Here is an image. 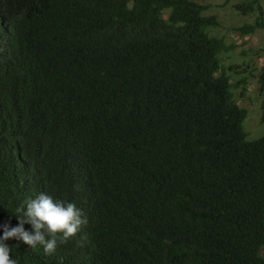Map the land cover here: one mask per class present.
Returning <instances> with one entry per match:
<instances>
[{"label": "trees", "instance_id": "trees-1", "mask_svg": "<svg viewBox=\"0 0 264 264\" xmlns=\"http://www.w3.org/2000/svg\"><path fill=\"white\" fill-rule=\"evenodd\" d=\"M261 1L234 5L255 15L235 31L264 27ZM206 10L0 0V236L40 193L87 219L52 254L6 240L16 264H264V136Z\"/></svg>", "mask_w": 264, "mask_h": 264}, {"label": "rangeland", "instance_id": "rangeland-1", "mask_svg": "<svg viewBox=\"0 0 264 264\" xmlns=\"http://www.w3.org/2000/svg\"><path fill=\"white\" fill-rule=\"evenodd\" d=\"M207 5V14H213L219 21V26L211 29L212 34L222 37L230 49L221 53V63L233 76L232 83H236L234 95L239 105L245 107L248 115L244 126L248 132V139L264 136V121L260 118V105L263 94L260 90L261 78L264 77V27L254 33L241 35L233 27L253 22L255 15H245L236 11L234 5L244 0H196ZM264 7V0L261 1ZM230 69V68H229ZM264 255V248L262 250Z\"/></svg>", "mask_w": 264, "mask_h": 264}, {"label": "clouds", "instance_id": "clouds-1", "mask_svg": "<svg viewBox=\"0 0 264 264\" xmlns=\"http://www.w3.org/2000/svg\"><path fill=\"white\" fill-rule=\"evenodd\" d=\"M15 215L17 226H2L0 264H16L10 258L12 249L4 243L10 238L21 240L30 247L40 245L46 254H52L59 244L66 243L87 223V219L82 218V211L74 203L54 200L46 193L25 198ZM25 224L31 225L30 231L25 230Z\"/></svg>", "mask_w": 264, "mask_h": 264}]
</instances>
